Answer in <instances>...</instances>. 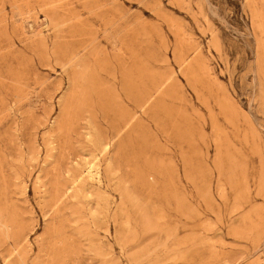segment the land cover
<instances>
[{
	"label": "rangeland",
	"instance_id": "rangeland-1",
	"mask_svg": "<svg viewBox=\"0 0 264 264\" xmlns=\"http://www.w3.org/2000/svg\"><path fill=\"white\" fill-rule=\"evenodd\" d=\"M0 264H264V0H0Z\"/></svg>",
	"mask_w": 264,
	"mask_h": 264
},
{
	"label": "bare ground",
	"instance_id": "bare-ground-1",
	"mask_svg": "<svg viewBox=\"0 0 264 264\" xmlns=\"http://www.w3.org/2000/svg\"><path fill=\"white\" fill-rule=\"evenodd\" d=\"M92 171V170H91Z\"/></svg>",
	"mask_w": 264,
	"mask_h": 264
}]
</instances>
